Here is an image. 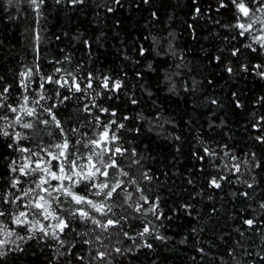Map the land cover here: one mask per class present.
I'll use <instances>...</instances> for the list:
<instances>
[{"label":"trees","instance_id":"16d2710c","mask_svg":"<svg viewBox=\"0 0 264 264\" xmlns=\"http://www.w3.org/2000/svg\"><path fill=\"white\" fill-rule=\"evenodd\" d=\"M223 3L44 0L35 11L26 0H0V103L17 107L27 95L32 107L52 96L40 105H56L70 144L99 139L108 125L117 137L110 147L123 152L108 177L123 191L107 201L106 216L93 214L114 227L71 218L76 206L66 203L62 244L37 235L4 251L0 264H264V67H254L264 66V50L240 35L244 20ZM29 69L25 91L20 73ZM48 76L69 84L41 90ZM72 77L80 92L69 91ZM59 132L35 123L19 144L0 132V221L10 227L13 204L3 201L21 193L11 167L19 148L55 144Z\"/></svg>","mask_w":264,"mask_h":264},{"label":"snow or ice","instance_id":"6c2138e0","mask_svg":"<svg viewBox=\"0 0 264 264\" xmlns=\"http://www.w3.org/2000/svg\"><path fill=\"white\" fill-rule=\"evenodd\" d=\"M9 4L12 0H8ZM26 2L33 7V10L38 11L40 5L44 0H26ZM59 2V0H57ZM83 0H73V3H82ZM147 3V0H145ZM231 3L235 6L238 15V21L243 19L246 23H237L235 27L241 29L240 35L243 36L245 33H251L254 31V25L259 24L261 27L255 29L258 33L253 36V41L260 43L261 48H264V19L261 16L255 15L256 13H261L264 15V0H250V5L246 4L244 0H231ZM221 7H225L223 0H221ZM197 11H199L197 9ZM247 47L255 51L252 48V44H248ZM239 50L236 49L232 52V55H236ZM256 69H262L261 65H255ZM57 72L60 69H56ZM231 71V69H229ZM264 75V71L260 72ZM33 75L31 69L21 72L20 76L24 79L21 80V87L27 91L28 84L26 80H30ZM71 76V73L68 74ZM42 83L39 84L41 90L44 89L45 83H51L54 85H59L63 88L69 84L67 79L61 77L60 79H53L52 76L46 78H41ZM105 88L108 87L107 80L104 81ZM87 88H91V82L87 83ZM119 88V84L115 85ZM75 90L76 92L81 91L80 84L76 82L75 77H72V84L69 91ZM7 92L8 89L3 90ZM56 95L59 96V90H57ZM45 99H53L52 96L40 95L39 99H33L32 104L34 106L29 107V98L27 95L23 97V104L13 107L11 104L0 103V120L7 121V113L15 114L12 122L7 125V127H13V125H19L23 129H33L35 123L43 124L45 126L54 125L55 128L60 129V132L56 135V139L59 141L55 144H49L46 146L37 145L38 150H33L29 147H20L19 151L22 153H29L25 158L26 163L19 167V172L24 176H33L35 179L32 180V187H29L26 191L22 190L21 196H14V198L9 201L5 199L4 203L16 204L20 203V206L29 211H18L17 214L13 215L11 212L7 213V220L10 221L11 225L15 227H10L8 223L0 221V249L5 248L9 244H16V240L26 241L34 238L36 231L43 234L42 238L51 235L52 238L60 241L59 233H63L66 228L69 227V221L62 218L60 213L65 211L63 208L64 204L75 205L69 215L71 218L79 219L80 221H90L97 227L107 230L110 226L114 227L117 221L112 219H107L106 222H102L99 219L94 218V213H98L101 216H106L111 212V207L107 205V201L111 200L113 196L119 197L121 191H123V182L121 180H113L109 182V169L119 168L116 159L114 158L117 154L123 155L122 149L120 147H109L110 141H115L117 137L112 134L109 135V126H104V131L100 133L99 139H91L88 143H81L77 140L75 143H71L61 125L60 120L57 119L56 114L53 112V108L56 107L55 104L50 106H41L40 101ZM68 99V97H64ZM36 107H41V113L37 114ZM106 111V110H105ZM43 113H47L49 118L41 119L40 116ZM25 117H35V121L26 120ZM98 119V118H97ZM75 132L76 129H73ZM2 135L5 137H12L15 143L19 144L21 139H28L27 135H21L20 132H15L14 135L6 130H0ZM49 136L53 134L48 133ZM79 145V147L77 146ZM12 145L9 144V147ZM81 148L88 150L86 155L81 151ZM107 156L106 160L104 157ZM35 157L36 159H33ZM55 162V163H54ZM15 163V162H13ZM13 172H16V168H12ZM236 171H239V167H236ZM121 175L127 176V173L121 170ZM101 177L105 179H100ZM55 181L56 183H53ZM21 181L17 178L14 180L12 187L16 188ZM134 183V181H133ZM211 184L215 187H220L215 179L211 181ZM251 187V185H249ZM24 197H31V199L24 203ZM63 197V199L61 198ZM94 197H101L99 201H96ZM130 199V194L129 197ZM140 199L147 202V199L143 196ZM55 206V207H54ZM264 207V205H262ZM140 210V206L137 207ZM155 211V209H152ZM6 215L5 211L0 210V217ZM30 216L33 217L30 219ZM36 217H42L43 220H54L55 224L44 225L41 223L40 219ZM245 223L249 226L253 224L252 220H247ZM23 229L32 235L27 237L18 235L16 229ZM51 229V232L49 231ZM149 228L145 227L143 229L144 233H148ZM15 236L16 240L11 238ZM150 247V245H148ZM19 248V244H16ZM9 250H11L9 248ZM22 250V249H21ZM119 251V249H116ZM6 253L0 252V255H5ZM104 253H99V257L102 259Z\"/></svg>","mask_w":264,"mask_h":264},{"label":"rangeland","instance_id":"374dc122","mask_svg":"<svg viewBox=\"0 0 264 264\" xmlns=\"http://www.w3.org/2000/svg\"><path fill=\"white\" fill-rule=\"evenodd\" d=\"M255 15H257V16H261V18L262 19H264V15H262L261 13H256ZM243 23H246V21L244 20L243 21ZM261 26L259 25V24H256V25H254V31L253 32H251V33H246V34H248V36H249V38L251 39V41L253 42V43H255V44H257V45H259L260 46V43H256V42H254L253 41V36H255V35H257L258 33L255 31V29H259ZM259 34H264V33H259ZM261 47V46H260ZM263 50H264V48H263ZM29 106V105H28ZM30 107V106H29ZM8 115V114H7ZM14 115L15 114H12V117L11 116H9L8 115V120L7 121H4V120H0V126H1V128H2V130H6V131H8L9 133H12V134H14L15 132H20L21 133V130L23 129V128H21V127H19V125H13V127H7V125L8 124H10L11 122H12V119H13V117H14ZM26 118H28V117H25V119ZM112 144V141H110V143H109V147H110V145ZM29 155V153H22V152H20V155L18 156L19 158H18V160L15 162V163H13L12 164V168H16L17 169V171L16 172H13L14 173V175H15V177H16V179H17V176L19 175V176H23V180L21 181L22 183H24L25 184V186H24V188H22L20 191H19V187L17 186L16 187V191L18 192V193H20V195L18 194V196H21L22 195V190L23 191H26L29 187H32L33 185H32V180L33 179H35V177H33V176H24V175H21L20 174V172H19V167L21 166V165H23L24 163H26L27 161H26V157ZM87 155V154H86ZM106 160L108 159V157L107 156H105L104 157ZM33 159H36L35 157H33ZM55 163V162H54ZM100 179H104L103 177H101ZM53 183H56L55 181H53ZM31 199V197H24V203H27L29 200ZM13 215H15V214H17L18 213V211H29L28 209H24V208H22L21 206H20V203L19 202H17L16 204H13ZM33 217H31L30 216V219H32ZM36 219H40L41 220V223H43L44 225H49V224H55L56 223V221H54V220H51V219H49V220H43V218L42 217H36ZM14 228V227H13ZM49 231L51 232V229H49ZM16 232H17V234L18 235H22V236H25V237H27L28 235H32V233H28V232H26L25 230H23V229H19V228H17L16 229ZM60 234V233H59ZM37 235H41V236H43V234L42 233H40L39 231H36L35 232V234H34V237L35 236H37ZM49 236H51V235H49ZM12 240H16V237L15 236H13L12 238H11ZM23 241H19V240H16V244H21ZM16 244H9L8 246H6L5 248H3V249H0V252H4V251H6V250H9V248L10 249H12V248H16Z\"/></svg>","mask_w":264,"mask_h":264}]
</instances>
